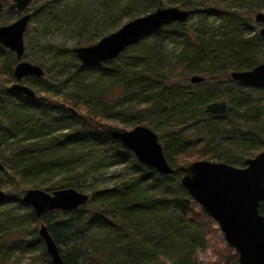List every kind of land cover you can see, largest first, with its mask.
<instances>
[{"label":"trees","instance_id":"trees-1","mask_svg":"<svg viewBox=\"0 0 264 264\" xmlns=\"http://www.w3.org/2000/svg\"><path fill=\"white\" fill-rule=\"evenodd\" d=\"M168 1L104 0L105 18L111 22L134 12L154 11ZM210 1L177 0L197 9L202 17L191 25L166 26L114 61L92 69L75 59L68 77H63L64 64L52 76L45 73L41 79H26L38 90L35 100L9 86L16 82L17 60L0 44V149L9 143L16 146L10 156L0 151V159L14 182L21 185L35 174L46 175L84 161L87 168L73 169L68 183L45 188L48 193L78 190L94 171L127 164L125 179L110 188L95 189L89 202L75 211L47 212L39 219L22 196H6L0 206L18 202L26 213L11 216L7 227L0 224V264H13L11 250L16 248L38 249L42 264H51L38 235L39 223L47 225L65 264H198L196 252L210 244L212 219L202 208L191 210L194 201L181 185V174L164 176L140 163L112 137L105 123L116 118L134 127L159 129L164 154L174 168L213 158L244 167L247 159L262 152L264 88L246 86L231 75L264 61V39L257 32L252 36L246 17L251 9L246 14L220 9L221 22L209 25ZM235 1L240 2L222 3ZM169 40L181 41L178 53L166 51ZM92 75L112 80L103 88L100 81L89 83ZM195 75L205 81L191 84ZM70 82L74 90L66 92ZM43 93L48 95L40 96ZM215 102H226L227 113H206V107ZM55 109L62 113L52 115ZM260 211L264 214V204ZM25 221L34 223V228H24ZM226 250L227 255L219 253L215 264H228L231 257L239 264L238 255L231 256L229 246Z\"/></svg>","mask_w":264,"mask_h":264},{"label":"water","instance_id":"water-1","mask_svg":"<svg viewBox=\"0 0 264 264\" xmlns=\"http://www.w3.org/2000/svg\"><path fill=\"white\" fill-rule=\"evenodd\" d=\"M33 0H13L9 11L25 12ZM4 4L0 1V14ZM191 12L179 7H160L155 11L135 18L117 31L103 37L97 43L72 50L80 64L93 68L111 62L120 57L130 46L135 45L164 27L174 23L185 24ZM31 20L30 14L18 18L12 24L0 26V44L16 56L14 69L15 83L11 89L29 99H37L36 92L25 80L41 79L45 70L38 65L23 61L25 55L24 36ZM255 21L262 25L260 36L264 39V13H258ZM231 77L252 88H264V64L247 71L233 72ZM205 81L195 75L190 78L193 85ZM226 102L209 104L205 112L224 115L227 113ZM111 135L137 160L153 168L164 176L181 174V185L207 214L214 220L227 245L238 254L239 264H264V214L260 208L264 204V149L254 158L244 162L242 168L226 163L200 160L174 168L166 159L163 146L158 136L144 126L134 127L131 131L112 130ZM4 166L0 164V172ZM0 202L6 199L1 189ZM90 196L76 189H61L48 193L40 189H30L23 196V202L32 207L36 216L42 219L47 212H71L89 202ZM38 235L44 242L51 264H65L59 246L51 236L46 224L41 223Z\"/></svg>","mask_w":264,"mask_h":264},{"label":"rangeland","instance_id":"rangeland-1","mask_svg":"<svg viewBox=\"0 0 264 264\" xmlns=\"http://www.w3.org/2000/svg\"><path fill=\"white\" fill-rule=\"evenodd\" d=\"M1 1L5 3V8L3 13L0 14V26L12 24L25 14L31 15V20L24 36L25 55L23 57V61L41 66L45 70V73L50 76L55 74L58 68L66 64L67 71L63 73L64 78L68 77L70 72H73L75 69L74 61L77 58L72 52L73 49L91 46L100 41L103 37L117 31L129 21L153 12V10L148 12H134L131 15L121 16L116 18L114 21L108 22L105 18L104 0H33L26 12L23 13L11 12L8 10V4L13 0ZM54 2H56V4H53ZM222 2H224V0L210 1L209 5L212 6V9L208 10L209 13L207 15V23L209 25H217L221 22V15L218 14L220 9L236 10L245 14L251 9L246 17L249 20V24L253 28L252 36H255L256 32L259 34L261 25L255 21V16L258 13H264V0L243 1L247 2L248 7H243L241 0L239 3H236L237 1L228 4H226V2ZM164 7H179L181 9L190 11L192 14L189 20L186 22L187 25L193 24L200 17H202L200 13H197V9L192 10L184 7L179 4L177 0L168 1L164 4ZM252 10L257 11L252 13ZM180 42L181 41L179 40H169L166 45V51L178 53L181 49ZM55 63L57 65L53 66ZM261 64H264V61H262ZM99 77L100 75L90 76L89 83L100 81L101 86L106 88L112 80L108 76L101 79ZM1 83L2 80L0 79V84ZM27 83L29 84L28 81ZM9 86H12V84ZM32 89L35 92L38 91L35 88ZM72 90H74V84L70 82L65 87V91L71 92ZM47 95L48 94L46 93L40 94V96L43 97H46ZM115 95L118 96L116 92ZM262 95H264V93ZM62 97L63 95H59V98ZM115 97H113L114 100L117 99ZM50 113L52 115L55 114L58 116L60 113H62V111L55 109ZM105 124L112 130L119 131H131L134 128L132 124H123L119 119L116 118L108 119ZM147 128L151 129L158 136L159 141L163 146L161 131L153 127ZM193 138L195 139L196 137ZM15 150L16 146L13 145V143L6 144L0 149V151L5 152L7 156H10V154H12ZM210 161L218 162L219 160L218 158H213ZM0 164L4 166V170L0 172V177L2 180L1 189L5 192L6 196L10 198H18L19 196H22V199L28 190L35 189V185L42 186L40 190L45 191V188L51 184H56L58 182L59 184L68 183L67 176L72 174L71 171L73 169H75L76 172H80L84 170V168H87V165H84L83 161L82 163L70 166L68 169L67 167H62V169H56L52 173H46V175L35 174L34 178H27L21 183V185H18L6 173L7 171L5 165L1 163V159ZM235 167L241 168L238 165H235ZM126 174L127 164H116L111 167L99 169L98 173L97 171H94L92 175L87 178L78 191L90 196L95 189L110 188L114 184L122 181L127 176ZM200 208L201 207L196 202H194V205L191 206L192 211H197ZM25 213V208H23L18 202L5 203L4 205L0 206V224L3 225L1 228L12 224V219L10 218L11 216H24ZM22 223L24 228L27 227L29 230H32L35 225L29 221ZM38 226L40 227V223ZM208 232L210 233L211 238L210 244L206 249H198L196 252L198 264H215L221 258H219V253L227 255L226 252H229L226 250L228 245L225 242L224 236L218 224L214 220L210 222V229H208ZM230 253L231 256H234L235 254L238 255L234 250H232ZM40 254L41 251L38 249L24 248L23 250H19V248H16L11 250V257L14 261L13 264H42L43 261ZM228 264H234L232 257L229 259Z\"/></svg>","mask_w":264,"mask_h":264},{"label":"flooded vegetation","instance_id":"flooded-vegetation-1","mask_svg":"<svg viewBox=\"0 0 264 264\" xmlns=\"http://www.w3.org/2000/svg\"><path fill=\"white\" fill-rule=\"evenodd\" d=\"M0 1H1V0H0ZM12 2H13V1H12ZM10 3H11V2H10ZM10 3H9V4H10ZM3 4H4V2H3ZM9 4H8V6H9ZM8 6H7V7H8ZM4 8H5V4H4ZM11 12H17V11H11ZM25 12H26V11H25ZM2 13H3V12H2ZM17 13H20V12H17ZM21 17H22V16H21ZM260 25H261V24H260ZM261 28H262V25H261ZM260 30H261V29H260ZM259 35H260V31H259ZM261 38H262V37H261ZM256 89H257V88H256Z\"/></svg>","mask_w":264,"mask_h":264}]
</instances>
